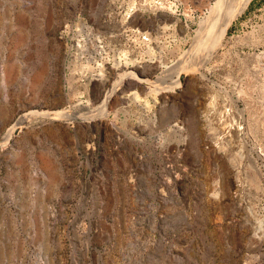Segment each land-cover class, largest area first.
I'll return each mask as SVG.
<instances>
[{
  "label": "rangeland",
  "instance_id": "rangeland-1",
  "mask_svg": "<svg viewBox=\"0 0 264 264\" xmlns=\"http://www.w3.org/2000/svg\"><path fill=\"white\" fill-rule=\"evenodd\" d=\"M220 1L0 0V141L120 92L104 120L0 148V264H264V0L219 42ZM199 39L170 99L139 83L174 80Z\"/></svg>",
  "mask_w": 264,
  "mask_h": 264
},
{
  "label": "bare ground",
  "instance_id": "bare-ground-1",
  "mask_svg": "<svg viewBox=\"0 0 264 264\" xmlns=\"http://www.w3.org/2000/svg\"><path fill=\"white\" fill-rule=\"evenodd\" d=\"M226 1L227 0H221L217 4L216 8L213 10V15H212L211 21L205 22V24L202 28L203 32L200 31V32H202V34L203 33H206V34L209 33L210 30L214 28V26L219 21V19L222 18L221 19L222 21L220 20L222 22L220 24L221 30L219 29L220 32L218 31L219 32V34H218V41L219 42L221 40H223V38L225 36V31L228 28V26L230 25V23L241 12H243L245 10V8L247 7V5L249 4V2L251 0H240L239 4L237 5V7L234 10L229 11L223 17H221L223 11L225 10ZM199 35H200V33H199ZM199 37H201V36H199ZM202 40L203 39L198 40L195 47L193 48V51L191 52V53H193V55L191 54L187 58L186 62L181 64L178 67L176 72H174V73H176L175 76H173L171 78V80L173 78H175V79L172 80L171 82H168L167 85H165V83H167L166 81H168L167 79L166 80L160 79L157 81H152L150 79L139 78V83L145 84L151 93L156 94L157 96H160L163 99L169 98L170 96L167 95L168 92L174 91V89L180 88L181 86H183L185 84V74L188 73V71H190V69L192 70L193 65H194V62L192 61V59L194 58L193 57L194 54L198 55L199 50H201V48L203 47ZM134 74L135 73L130 72L128 75L135 76ZM114 76H115V74H114ZM141 79H142V81H141ZM122 80L123 79H120L119 83H121ZM122 83H123V81H122ZM116 87L117 86H114L108 92H106L105 98L102 100L100 105H97L94 108H87L85 106L84 107L80 106L77 108L78 112H75L74 114H70V112L68 113L65 111H51V112H49V111H41V112L31 111V112H27V113H22L19 116V118L15 121V123L9 128V130L7 131V133L3 137V139L0 141V148H5L6 146L12 144L15 136L21 131V129L24 126H32L33 127L39 122L62 120V119H69V120H72L75 122L78 121V122H87V123L94 122V121L98 120V118L104 120L105 118H107V116L112 111L111 107H112L113 98L118 96V94L120 93ZM133 94H137V93L134 92ZM95 104H97V103H95ZM73 110H75V108ZM84 110L85 111L88 110V111L85 112ZM81 111H84V113H81Z\"/></svg>",
  "mask_w": 264,
  "mask_h": 264
},
{
  "label": "built area",
  "instance_id": "built-area-1",
  "mask_svg": "<svg viewBox=\"0 0 264 264\" xmlns=\"http://www.w3.org/2000/svg\"><path fill=\"white\" fill-rule=\"evenodd\" d=\"M135 36L138 37V39L140 41H142V43H148L150 42V37L147 33L141 32L139 29H135L133 30V33Z\"/></svg>",
  "mask_w": 264,
  "mask_h": 264
}]
</instances>
